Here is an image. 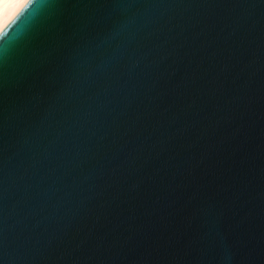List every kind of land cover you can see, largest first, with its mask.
<instances>
[{"label": "water", "instance_id": "water-1", "mask_svg": "<svg viewBox=\"0 0 264 264\" xmlns=\"http://www.w3.org/2000/svg\"><path fill=\"white\" fill-rule=\"evenodd\" d=\"M0 264H264V0H25Z\"/></svg>", "mask_w": 264, "mask_h": 264}, {"label": "bare ground", "instance_id": "bare-ground-1", "mask_svg": "<svg viewBox=\"0 0 264 264\" xmlns=\"http://www.w3.org/2000/svg\"><path fill=\"white\" fill-rule=\"evenodd\" d=\"M25 0H0V29Z\"/></svg>", "mask_w": 264, "mask_h": 264}, {"label": "snow or ice", "instance_id": "snow-or-ice-1", "mask_svg": "<svg viewBox=\"0 0 264 264\" xmlns=\"http://www.w3.org/2000/svg\"><path fill=\"white\" fill-rule=\"evenodd\" d=\"M23 11V7L17 12V14H16V17H19L20 16V12H22ZM16 17H13V20H16ZM19 21H17V23H18ZM10 24L12 23L11 21L9 22ZM13 27H15V25L13 24L12 25Z\"/></svg>", "mask_w": 264, "mask_h": 264}]
</instances>
